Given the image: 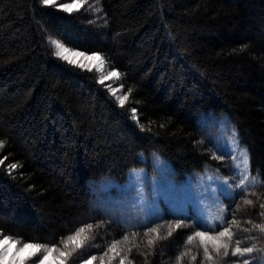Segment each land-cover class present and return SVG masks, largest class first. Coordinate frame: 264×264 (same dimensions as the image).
Returning a JSON list of instances; mask_svg holds the SVG:
<instances>
[{
    "label": "trees",
    "instance_id": "obj_1",
    "mask_svg": "<svg viewBox=\"0 0 264 264\" xmlns=\"http://www.w3.org/2000/svg\"><path fill=\"white\" fill-rule=\"evenodd\" d=\"M49 34L104 54L121 73L129 104H119L94 71L57 57ZM205 112L229 117L251 175L264 178V0H85L71 13L41 0H0V232L53 245L92 225L72 260L97 254L113 233L132 231L94 213L90 184L124 183L153 153L179 177L217 165L200 140ZM261 203L258 184L227 208L238 225L232 241L254 246L243 258L209 248L206 259L201 242L186 244L187 223L152 245L135 244L132 257L137 264H177L181 255L180 264H262L264 233L253 228L264 223Z\"/></svg>",
    "mask_w": 264,
    "mask_h": 264
},
{
    "label": "rangeland",
    "instance_id": "obj_2",
    "mask_svg": "<svg viewBox=\"0 0 264 264\" xmlns=\"http://www.w3.org/2000/svg\"><path fill=\"white\" fill-rule=\"evenodd\" d=\"M68 2L73 3L74 0H68ZM64 3L65 0H55L54 4L58 6ZM84 4L85 0H81L79 9ZM74 11L77 10L73 8L71 12ZM52 49L55 53V49ZM95 54L100 59H85L83 56H70V59L74 60V64L79 66L83 64L84 68L91 69L99 77L107 75L109 72H116L118 77L110 76L103 83L107 85L112 95V89H118L116 95H113L116 100L117 96L127 95L128 98L123 105L129 104V93L125 89L121 73L112 68L104 54ZM86 55L92 56L93 53L87 52ZM101 61H103V65L98 71L97 66L101 65ZM117 102L119 103L118 100ZM132 114L135 116L134 119L137 120V111L135 110L134 113L132 111ZM200 123V140L203 145L213 152L217 165H208L202 172L179 177L167 160L159 154L153 153L149 157H143L146 166L132 170L128 180L124 183H118L113 179L107 178L90 184L94 204L92 210L94 211L98 208L95 211H100L106 220L118 224L125 230H131L132 233H123L120 238H114L116 234L113 233L111 239H105L106 242L103 247H100L99 244L94 247L98 249L97 254H95L96 259H89L87 264H121V260H123V264H137L132 257L133 253H135L133 252L134 245H143L144 243L148 245L149 239H156V233L145 235L149 227L163 225L159 228L160 235L162 232L168 233L169 225L175 227L177 222L182 221V224L187 223V225L189 224L192 227L193 230L190 234L192 235L196 231H203L205 228L219 225L221 217H224L225 220L229 219L227 208L231 206L230 203L235 196L243 193L246 188L258 185L251 183L253 176L250 172L247 177L249 182L246 187L240 188L236 186L238 181H242L239 176L233 175V161L229 158L228 153L235 151L233 136L234 133L238 134V132L229 117L225 114L205 112L200 114ZM239 143L241 147H244L240 142V138ZM222 154V159H217ZM1 164H5V158L0 156ZM224 181H227L229 190H226ZM87 232L89 230L85 227V231L77 237L75 242H68V248L63 256H61L60 252H53L44 264H82V258L77 261L72 259H76L80 253L79 250L85 245ZM0 234L3 233L0 232ZM209 234L215 235L216 233ZM124 237H127V240H124ZM196 239L201 242L199 237ZM91 241L96 240L94 238ZM113 242H117L116 247L109 251ZM204 243L208 244L209 248H212L210 241H205ZM76 244L83 246L76 248ZM231 244L234 246V241ZM242 245L241 243V248H243ZM16 247L18 248L19 245ZM230 250H232L231 247L228 252ZM69 252L71 255L68 254ZM105 252H107V255H105ZM13 254H15V249H13ZM23 255L26 257L28 253ZM41 255L42 253H37L32 259H25V264H35V261ZM10 261L11 256L9 257V264Z\"/></svg>",
    "mask_w": 264,
    "mask_h": 264
},
{
    "label": "snow or ice",
    "instance_id": "obj_3",
    "mask_svg": "<svg viewBox=\"0 0 264 264\" xmlns=\"http://www.w3.org/2000/svg\"><path fill=\"white\" fill-rule=\"evenodd\" d=\"M41 3L44 6H52L55 3V0H41ZM79 6H81V0H74L73 3H69L68 0H65V3L62 5H58V7L62 8L64 11H67L71 13L73 8L76 10H79ZM48 45L51 48L55 49V55L68 63H75L74 60L70 59V56H83L85 59H100L98 55L93 53L92 56L86 55V53L90 50H75L70 48L67 44H65L61 39L54 37L53 35H48ZM103 65V61H101V65L97 66V70L99 71L100 68ZM80 67H84L83 64L80 65ZM91 70V69H89ZM110 76H117L118 74L116 72H109L107 75H101L99 77V80L101 83L104 82L105 79L109 78ZM111 87V86H109ZM122 87V86H121ZM116 91L118 89H112L113 95H116ZM127 95L117 96V100L121 105L124 104L125 100H127ZM133 113L135 110H132ZM135 118V116H133ZM233 143L235 146V151H230L228 153L229 158L232 159L233 164L232 167L234 169L233 175L239 176L241 178V181H238L236 186L240 188H245L248 184V175H250V157L248 154L247 148L241 147L239 143V137L238 134L234 133L233 136ZM4 146V143L0 141V148ZM223 154L221 157H217V159H222ZM17 167L16 164L9 165L10 169H15ZM226 186V190H229V186L227 185V181L223 182ZM251 183L253 185L255 184H261L264 185V178H261L260 173L257 172L256 176L252 177ZM245 204L251 205L253 204L252 200L245 199ZM261 209H264V203H261L260 205ZM235 211V207L233 209ZM260 216H264V211H261L259 213ZM163 225H158L157 227H149L148 231L145 233V235H148L149 233H156V239H160L159 235V228ZM182 226V221L177 222L175 224V228H180ZM232 226H238L237 222L234 218L225 220L224 217L220 218L219 225L212 226L205 228L203 231H196L194 234L189 235L186 239V244H191L194 239L197 237L200 238L201 245L203 246L204 254L206 259H212V257L209 255V247L208 244L204 243L205 241H210L212 249L219 254L221 252V249H223V255H228V250L231 247L232 248V255L233 256H239L243 258L245 254L252 253L254 250V246H246L244 248L240 247L241 239H237L235 242V245L233 246L231 244L234 233L232 232ZM89 230L92 228V225L86 226ZM99 227V225H97ZM253 228L259 229L261 233H264V223H258L254 224ZM172 225L168 226V233L167 235L172 234ZM85 231V226H81L79 229L74 230L71 234L61 237L58 244H53L52 246H48L47 244H41L36 241L32 242H22L20 240L13 239L10 235L5 236L3 234H0V264H9V257L11 256L10 264H25V259H32L34 255L37 253H42L40 258L35 261V264H44V262L48 259V257L53 252H60L61 256L64 255L65 251L68 248V242H75L77 237L81 235ZM244 231H249V229H244ZM209 233H216L215 235H210ZM124 240H127V237L123 238ZM117 242H113L111 247L109 248V251L114 249L116 247ZM148 244L152 245L153 240L149 239ZM19 245L17 248L16 246ZM81 244H76V248L82 247ZM13 249H15V254H13ZM28 253V255L25 257L23 254ZM71 255V253H68ZM105 255H107V252H105ZM95 260V255H84L82 257V264H87L88 260ZM195 260V257L192 258ZM182 261V255L178 256V264ZM121 264H123V260H121ZM236 264H251L250 259H241ZM264 264V262H262Z\"/></svg>",
    "mask_w": 264,
    "mask_h": 264
}]
</instances>
